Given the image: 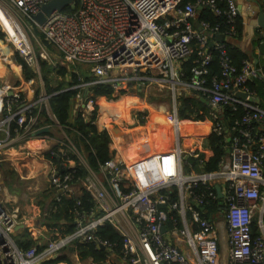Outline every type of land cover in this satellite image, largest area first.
Here are the masks:
<instances>
[{
    "label": "built area",
    "instance_id": "2783aa9c",
    "mask_svg": "<svg viewBox=\"0 0 264 264\" xmlns=\"http://www.w3.org/2000/svg\"><path fill=\"white\" fill-rule=\"evenodd\" d=\"M50 1L0 0V8L24 35V30L33 33L37 29L65 63L90 69L95 78L84 87L109 85L113 96L129 88L150 91L155 96L153 87L176 94L180 87L195 90L198 99L212 111L203 121L180 119L175 104L174 117L168 115L170 119L166 120L173 128L175 141H164L167 149L143 159L138 172L123 161L111 159L99 170L104 182L95 180L90 172L78 191L67 166L75 160L72 155L82 159L77 148L69 143L51 151L50 155L67 168L50 174L55 204L65 197L80 195L84 189L92 196L95 208L91 216L86 215L79 210L78 201L72 234H62L60 228L56 231L57 227H51L55 234L41 251L38 246L24 251L13 237L16 228L25 224L22 209L9 199H0V264H41L67 246L85 242L107 249L109 260L117 255V245L96 235L98 228L107 223L124 238L120 256L128 264H220L223 231L229 240L228 264H264V110L249 101L255 95L247 87L254 79L264 80V74L247 60L240 70L235 67L222 44L224 35L222 41L211 39L215 30L196 21L197 12L209 7L216 15L227 18L231 24L228 34H234L239 15L234 0H197L196 4L188 2L184 6L182 0H76L69 6L78 4L75 10L54 11L40 25L34 17ZM192 21L200 24V31ZM25 37L26 40L15 37L13 41L20 45L17 56L33 68L37 58L31 52L28 35ZM193 41L200 45L202 60L197 61L194 78L185 81L180 66L193 53ZM211 42L220 51L221 73L205 86ZM6 61L2 56L1 64ZM24 92V87L0 83V155L19 147L37 132L32 111L39 103H47L49 96L30 103L24 99ZM239 93L248 94V98L241 99ZM96 104L95 98L88 99L81 113L97 126L99 115L91 120ZM224 106L242 107L245 113L232 127L234 134L227 140L229 152L220 161L219 169L206 172L203 164L209 158L205 153L195 147L189 152L182 148V127L194 122L207 124L208 136L221 135ZM147 118L141 114L138 122H146ZM189 157L198 161L196 167L187 162ZM217 185L221 186L222 198ZM173 193L177 200H172ZM56 208L55 205L50 213ZM254 226L259 232L256 235ZM38 244L43 245L41 241Z\"/></svg>",
    "mask_w": 264,
    "mask_h": 264
},
{
    "label": "crops",
    "instance_id": "0c3cea01",
    "mask_svg": "<svg viewBox=\"0 0 264 264\" xmlns=\"http://www.w3.org/2000/svg\"><path fill=\"white\" fill-rule=\"evenodd\" d=\"M234 2L237 4L239 10L238 16L241 19L242 32L240 37L236 38L235 40L230 37L227 39V41H229L230 44L234 45V47H237L242 53H244L247 56V61H250L251 63L256 65L260 72L264 74V53L261 51V44H264V27L259 26V16L260 14L264 15V0H234ZM196 21L198 20L196 19ZM213 39L216 40L217 37H214ZM44 42L42 39L43 45H45ZM57 52L59 53L58 50ZM59 55L61 56L60 53ZM39 59L41 60V62L46 61L45 59H41L40 57L38 58V60ZM19 65L22 67L21 64ZM48 66L52 68L50 63H48ZM71 66L73 67L74 65ZM58 68V64L53 65L54 71L52 75L54 73L57 74L56 71H58ZM7 69L6 71H4V74L0 76V78L2 77V80H0L1 84L10 83L5 81L7 80L6 77L10 72L9 67ZM71 69L68 68L69 71H71ZM39 71L41 74V79L43 80L41 67ZM35 73L37 74V76L39 75L37 71H35ZM59 77V81H62V77ZM92 81H89L88 83ZM42 83L44 85V87L42 86V88L45 93H41V90L40 92L36 91V93L32 92L31 90H27L26 94L28 96L25 99L30 103H35L39 101L42 96H49L47 103L45 102L42 105L39 103L33 108V110L37 109L38 111L35 115H32V117L36 118V123L34 125L36 131H39L40 129L46 127L49 128V130L41 134H36L37 132L35 134H32V136L29 137L25 142H23L19 147L9 149L0 155V158L3 160L2 163H0V170L4 165L10 164L11 166H13V168L18 169L19 173L26 172L27 177H29V175L31 177H37V183H34L32 186V193L34 195H40V200H38L36 203H28L26 206L21 208L25 220V224L23 225H26V227L15 231L13 233L14 239L22 237L25 229L29 230V237L34 240L45 239V237H47L48 235L52 237V235L55 234V231L51 229V227H57L56 231L58 230V228H60V233L62 234H65L66 229L64 222H60L59 224H51L49 220V217L51 215L49 208L55 198V192L50 188V174L53 170H59L63 172L67 169L62 168V161L58 160V162L55 163L50 157V152L55 149L62 148L63 145H67L69 143L73 144V142L71 140V136H69L65 129L59 124L56 116L52 112L49 103L51 96L46 92L44 80L42 81ZM83 84L86 85L87 82H83L81 85L75 87L83 88L85 92L84 94H78L77 97L73 100V119L77 118L78 114L84 111L83 104H85L88 99L92 98L88 91V89H90L92 86L87 88L84 87ZM15 85L21 88L24 87L25 90L27 89V85L21 79H19V83H15ZM135 90H137L138 92H136ZM181 91L185 90H181L179 87L178 91H176V94H174L172 91H169L170 94H168L167 97H154L156 98L155 100L153 97H150L153 95L150 91L144 92L139 91L137 88H133L131 89V91L119 93L116 96H113L112 93L111 97L96 98L95 100L97 101L98 106L100 103L98 113L100 118L97 126L100 131H106L111 138V142L109 144L110 152L112 154L111 159L113 161H123L129 167V169L138 172V167L143 159L150 157V155H153L155 152H161L167 149L164 141L170 142L171 140L170 143L174 142L175 135L173 128H171L166 120L168 115H171L172 110L175 111V104L177 113L179 115L180 103L178 102V98L181 96ZM191 92L196 93L192 98H195L198 102H200V100L198 99V93L195 90H191ZM128 95L139 98V101L137 102H139L140 104L138 103L133 105V103L130 107L127 108H121L120 106L118 107L117 105H115L123 102ZM254 98L258 97L255 96ZM166 99H170L171 101H173L174 108L168 109V107L166 106L165 110H159V108L156 109L161 103L168 104V102L164 101ZM135 100L137 99H134V101ZM154 100L156 101V103L154 102ZM124 108L125 110H123ZM141 114L147 115L148 118L146 122H138V117H140ZM162 117L163 119L161 120ZM135 123L137 124L134 125ZM194 125L198 126V124H196L195 122ZM104 126H107L106 130H103ZM190 126V124H187L183 127L188 130L190 129ZM163 132L164 137L162 139V145L160 144V142H157V139L162 136ZM188 132L184 133L182 130L181 134L184 136L181 139V145L184 151L189 152L192 147H195L199 151H203V153H205V155L209 158L210 150L202 148L204 142L208 144L207 129L204 127L202 129L197 127L196 129H193V131ZM31 142L37 144V149H30L29 144ZM77 164L78 161H76L75 159L67 166L69 169H75L77 167ZM80 164H83V166L88 169L89 174L91 172L94 175L95 180L104 182V176L101 174V172H96L90 169L83 157L80 160ZM88 176L89 175H87L86 178L78 181V187L76 188V191H78L79 188H82V183H84ZM13 199L18 200L19 195L13 196ZM46 214H48V216ZM73 259H77L79 261L78 254L73 255ZM228 260L229 240L226 233L223 231L222 239H220V264H228ZM78 264H81V261H79ZM87 264L95 263H93L92 260H89Z\"/></svg>",
    "mask_w": 264,
    "mask_h": 264
},
{
    "label": "trees",
    "instance_id": "16d2710c",
    "mask_svg": "<svg viewBox=\"0 0 264 264\" xmlns=\"http://www.w3.org/2000/svg\"><path fill=\"white\" fill-rule=\"evenodd\" d=\"M196 1L197 0H182L181 6H184L188 2L196 4ZM77 7L78 4H76L75 7H67L63 11L71 12ZM197 20L201 23H207L210 25L211 29L215 30L216 33L211 39H213L217 34L224 35L222 44H224L227 49L228 57L230 58L231 63L240 70L243 66V62L247 60V56L227 41L228 36L232 37L234 40L241 36L242 23L240 17H236V31L232 35L228 34L230 32L231 24L228 23L227 18L224 15H216L209 7H204L197 12ZM192 24L195 28L194 21H192ZM35 31L44 42L45 40L42 34L37 29H35ZM44 44L46 47H50V45L46 42H44ZM192 47L193 53L181 64L184 75L183 79L185 81H191L194 78V69L199 66V62L202 60L199 55V43L197 41H193ZM209 53L211 54V61L207 65L209 73L204 76L206 80L205 86H210L212 77L218 76L221 73V56L219 49L215 46H211ZM17 62L22 65L26 80H31L37 77L35 70L29 67L24 59L17 56ZM58 66L59 68L56 72L62 77V81L54 84V78L50 77L53 67H49L46 61L40 62L46 92L51 96L49 100L51 110L56 116L59 124L65 129L67 134L71 136L74 146L85 159L88 167L97 172L100 170L102 165L111 160L112 154L109 148L111 138L106 131H100L95 124L88 121L86 117L82 116V113L78 114L77 118L73 119V100L78 94H84L85 92L83 88L75 87L81 85L83 82H89L95 77L92 75L90 69H85L81 65H74L71 71H69L65 66ZM247 87L255 94V96L259 98V107L264 110V80L254 79L247 83ZM88 91L90 96L95 99L98 97H111V94L113 93V89L109 85H95L88 89ZM125 91L128 92L131 91V89L129 88ZM135 91L138 92L137 90ZM128 98L135 99L137 97L128 95ZM154 99L156 100V98ZM178 102L180 103L179 117L181 119L203 121L208 118L209 113L212 111V108L201 101L198 102V106H196L191 97L180 96L178 98ZM115 105L123 108L124 101ZM37 111V109H34L32 111V115H35ZM98 112L99 106L97 103L91 120H96ZM244 113L245 112L242 107L234 109L231 106H224L222 108L221 118L223 120L224 132L221 135L212 133L208 136L207 141L208 149L210 150V157L209 160L203 164L204 171L214 172L219 169L220 161L228 155L227 149L229 143L227 140L228 136L234 134L232 127L235 125L236 121L241 120ZM31 116H29V119ZM163 137L164 132L162 133V136L157 139V142H160L162 145ZM72 156L76 159V161H78V164L75 169H70L69 171L74 176L75 182L78 183V181L89 175V171L85 168V166H83V164H80V160L77 155ZM204 156L205 155H202V157ZM50 157L55 163L58 162V158L52 157L51 155ZM187 162L193 164L195 167L198 165V161L193 157H189ZM172 200H177L176 193L172 194ZM78 201L81 203L79 210L81 212H85L86 215L91 216L90 214L95 208V202L92 196L83 189L80 195L78 194L67 198L65 197L62 199L61 203L55 204V201L52 202V205L49 208L50 211L55 205L57 208L56 211L52 212L49 217L50 223L59 224L60 222H64L66 228L65 234H72L76 228L74 211ZM209 211L212 212L213 208L209 209ZM253 232L255 235L259 233L255 226L253 227ZM96 235L103 240H109L110 242L116 244L117 246L115 251L116 254L120 256L123 250L124 238L111 226L110 223H107L104 227H99ZM16 241L19 248L24 251L28 250L32 246H38L41 251L45 246L44 244L39 245L38 241L30 238L28 229H25L23 236L16 239ZM73 253L78 254L80 261L83 263H87L89 260H92L95 264H103L108 260L107 257L109 251L107 249L98 248L92 242L76 243L74 245L67 246L65 250L59 253L55 258L44 261L41 264H73V260L71 258V254Z\"/></svg>",
    "mask_w": 264,
    "mask_h": 264
},
{
    "label": "rangeland",
    "instance_id": "374dc122",
    "mask_svg": "<svg viewBox=\"0 0 264 264\" xmlns=\"http://www.w3.org/2000/svg\"><path fill=\"white\" fill-rule=\"evenodd\" d=\"M24 31H25V35H28V43L31 47V52L37 58V64L32 65V67L35 69V71H37L39 73V75L37 77L33 78L32 80H26L25 79L23 69L19 65V63L17 62V57H16L17 54L20 53L19 47H18L20 45L15 43L13 41V39L10 37V35L8 34V32L5 30V28L3 26V20L0 16V60H1L2 56L7 58V61L3 63V65L5 67L0 64V76H2L4 74V71H6V69L9 67L10 72H9V75L6 77L7 80H5V81L13 83V84L19 83V79L24 81L25 84L27 85V89L25 90V92L23 94V97L25 99L28 96L26 94L27 90H31L34 93H36V91L40 92V90H41V93H45L43 88H42V86L44 87V85L42 83L43 80L41 79V74L39 71L40 70V62H41L40 59L38 60L39 57L41 59H45L47 61V63H50V65L52 67L54 64L66 66L69 69H71L73 67L63 61L62 57L59 55V53L57 52V50L54 47H46L45 45H43L42 38L36 34L34 29H33V33L30 32L29 30L28 31L24 30ZM15 58H16V61H15ZM175 66H176V70L180 71L178 65L176 64ZM84 68L87 69L85 66H84ZM53 71L54 70L52 69V73H53ZM7 72H8V69H7ZM52 73H51L50 77H53L54 78V81H53L54 84H57L59 82L60 77L56 73H54L53 75H52ZM0 80H2V77L0 78ZM152 91L155 94V96L152 95L150 97H153V98L154 97H160V98L162 97L163 98V97H167L168 94H170L168 89L167 90L165 89V90L159 92L157 88L153 87ZM180 94H181V96H187V97H191V98L193 96H195L194 93H192L191 91H188V90L181 91ZM135 99H137V100H135L136 102L134 101V99L128 98V96H127L124 100V107H126V108L130 107L133 103H134L133 105L138 104L139 102H137V101H139V98H135ZM170 99L164 100V101L168 102V104H162L161 103L158 105V107L156 109L159 108V110H165L166 106L168 107V109H170V108L173 109L174 103ZM192 101L196 106H198L197 99L192 98ZM154 102L156 103L155 100H154ZM99 106H100V103H99ZM123 110H125V108ZM171 117L172 118L174 117V111L173 110L171 113ZM99 118H100V116H99ZM162 119H163V117L161 118V120ZM169 119L170 118L167 117V121ZM136 124L137 123H135L134 125H136ZM170 142H171V140H170ZM202 148L208 149V144L206 142H204L202 145ZM0 171H1L0 172V199H5V198L9 199L10 201H12L13 204H15V205L17 204L21 208L26 206L28 203H32V202L36 203L38 200H40L39 199L40 195H34L32 193V189H33L32 186L34 183H37L36 182L37 177H31L29 175V177H31V178H29V177H27L26 172L19 173L18 169L13 168V166H11L10 164L4 165ZM15 195H19L18 200L13 199V196H15ZM33 198H35V199H33ZM49 239H50V235L45 237L44 240L43 239H36V240L41 241L42 244H45L46 242H48ZM73 255H75V253L71 254V258L74 261V264H76V263L78 264L80 259H79V261L77 259L74 260ZM81 264H85V263L81 262ZM104 264H128V262L126 260L122 259L121 256L116 255L115 257H111Z\"/></svg>",
    "mask_w": 264,
    "mask_h": 264
},
{
    "label": "water",
    "instance_id": "95a60500",
    "mask_svg": "<svg viewBox=\"0 0 264 264\" xmlns=\"http://www.w3.org/2000/svg\"><path fill=\"white\" fill-rule=\"evenodd\" d=\"M75 2H76V0H51L49 3H46L41 7L40 13L37 14L34 17V19L40 25H43L45 23L47 17L50 16L54 11H63L64 9L71 6ZM259 26L264 27V15L263 14H260V16H259ZM196 27L201 30L199 23L196 24ZM216 40L222 41L223 35L222 34L218 35ZM213 44H214L213 42L210 43V46H213ZM261 51L264 53V44H261ZM239 97L241 99L245 100L248 98V94L239 93ZM249 101L255 102L257 104L259 103L258 98H250ZM48 130H49V128L46 127V128H43V129H40L39 131H37L36 134H41L43 132H47ZM229 141H230V139H229ZM198 171L201 172V169H198ZM216 190L218 192L219 198H222L221 187L219 185L216 186ZM25 227H26V225H21L20 227L16 228V231H18L19 229L25 228Z\"/></svg>",
    "mask_w": 264,
    "mask_h": 264
},
{
    "label": "bare ground",
    "instance_id": "6f19581e",
    "mask_svg": "<svg viewBox=\"0 0 264 264\" xmlns=\"http://www.w3.org/2000/svg\"><path fill=\"white\" fill-rule=\"evenodd\" d=\"M0 16H1L2 20H3V26H4L5 30L8 32L10 37L12 39H14V41H15V37H17L18 39L26 40V37H25L24 32L22 31V29L21 28H19V29L14 28L13 25L11 24V22L6 18L5 14L1 10V8H0ZM197 127L200 128V129H202L203 127L207 129L208 126H207V124L198 125V126L191 124L190 129L186 130L185 127H183L182 130H183L184 133H187L188 131H193V129H196ZM188 133H190V132H188ZM36 146H37L36 143H32L31 142L29 144V147H30L31 150L37 149Z\"/></svg>",
    "mask_w": 264,
    "mask_h": 264
}]
</instances>
